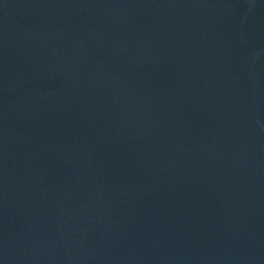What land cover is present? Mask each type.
Returning a JSON list of instances; mask_svg holds the SVG:
<instances>
[{
  "label": "water",
  "instance_id": "1",
  "mask_svg": "<svg viewBox=\"0 0 264 264\" xmlns=\"http://www.w3.org/2000/svg\"><path fill=\"white\" fill-rule=\"evenodd\" d=\"M42 264H264V151L133 209Z\"/></svg>",
  "mask_w": 264,
  "mask_h": 264
}]
</instances>
